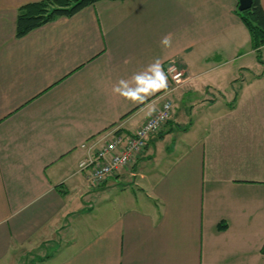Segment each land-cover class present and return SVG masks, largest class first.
I'll return each instance as SVG.
<instances>
[{
    "label": "crops",
    "instance_id": "obj_1",
    "mask_svg": "<svg viewBox=\"0 0 264 264\" xmlns=\"http://www.w3.org/2000/svg\"><path fill=\"white\" fill-rule=\"evenodd\" d=\"M38 1L0 0V264H264V45L238 0H98L17 36ZM166 99L89 184L87 147Z\"/></svg>",
    "mask_w": 264,
    "mask_h": 264
},
{
    "label": "built area",
    "instance_id": "obj_2",
    "mask_svg": "<svg viewBox=\"0 0 264 264\" xmlns=\"http://www.w3.org/2000/svg\"><path fill=\"white\" fill-rule=\"evenodd\" d=\"M167 74L170 86L180 84L184 77L183 71L174 63L167 67ZM171 114L172 103L166 99L134 132L111 131L87 147L86 156L78 164L79 171L85 172L89 184L98 186L113 172L132 167Z\"/></svg>",
    "mask_w": 264,
    "mask_h": 264
},
{
    "label": "trees",
    "instance_id": "obj_3",
    "mask_svg": "<svg viewBox=\"0 0 264 264\" xmlns=\"http://www.w3.org/2000/svg\"><path fill=\"white\" fill-rule=\"evenodd\" d=\"M98 0H42L27 4L20 9L16 19V35L22 36L30 30L62 16H72ZM237 13L250 35L252 48L257 52L264 45V11L259 0ZM264 250V246H263Z\"/></svg>",
    "mask_w": 264,
    "mask_h": 264
},
{
    "label": "water",
    "instance_id": "obj_4",
    "mask_svg": "<svg viewBox=\"0 0 264 264\" xmlns=\"http://www.w3.org/2000/svg\"><path fill=\"white\" fill-rule=\"evenodd\" d=\"M251 5V0H238V10L244 11Z\"/></svg>",
    "mask_w": 264,
    "mask_h": 264
}]
</instances>
